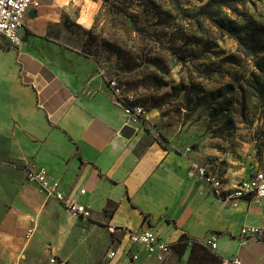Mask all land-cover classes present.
<instances>
[{"label": "crops", "instance_id": "crops-1", "mask_svg": "<svg viewBox=\"0 0 264 264\" xmlns=\"http://www.w3.org/2000/svg\"><path fill=\"white\" fill-rule=\"evenodd\" d=\"M38 1L18 46L0 37V264H85L69 251L78 248L71 237L84 221L26 180L25 169L37 168L108 230L147 228L171 245L181 235L215 236L212 252L221 259L264 264V200L227 197L263 166L214 159L227 190L217 196L194 168L214 155L207 139L161 132L168 145L140 146L144 134L124 130L130 123L95 64L69 43L76 34L68 26L90 28L99 0ZM182 139L199 145L188 151ZM107 202L115 207L105 217ZM243 227L258 228V238L241 236ZM125 244L121 237V252ZM127 257L109 264H156Z\"/></svg>", "mask_w": 264, "mask_h": 264}, {"label": "rangeland", "instance_id": "rangeland-1", "mask_svg": "<svg viewBox=\"0 0 264 264\" xmlns=\"http://www.w3.org/2000/svg\"><path fill=\"white\" fill-rule=\"evenodd\" d=\"M99 2L90 28L68 26L76 34L69 43L93 61L113 100L134 113L129 127L144 134L143 146L166 144L161 132L207 139L214 155L198 166L218 180L214 159L264 166V0ZM187 141L188 151L199 145ZM82 221L71 237L73 262L127 257L120 231L108 230L102 217ZM188 254L165 264H185Z\"/></svg>", "mask_w": 264, "mask_h": 264}, {"label": "built area", "instance_id": "built-area-1", "mask_svg": "<svg viewBox=\"0 0 264 264\" xmlns=\"http://www.w3.org/2000/svg\"><path fill=\"white\" fill-rule=\"evenodd\" d=\"M39 6L38 0H0V37L7 40L12 46H18L21 43L19 31L23 29L26 17L30 11H35ZM111 86L113 88V95L118 96L119 90L114 88L115 83L112 82ZM114 102L123 110V114L128 122H132L135 116L134 113L123 106L118 99H115ZM134 112L138 114L140 110H135ZM194 168L201 177L206 179L215 195H225L227 190L223 189V180H218L216 177L210 175L205 176L204 170L199 166H195ZM25 174L27 180L34 183L45 197L56 200L71 216L82 220L90 217V210L83 205L77 204L74 200L68 199L62 191L59 182L51 178L45 169H27ZM84 192V190H81L79 194H83ZM227 197L249 198L256 202L264 200V166L254 169L247 178L238 182L233 193L228 194ZM29 233H31V230ZM121 233L122 240L124 238L126 240L121 253L130 256L132 260L137 259L141 255L156 264H165L172 260V245L153 230L147 228L136 231L122 229ZM259 234L258 228L243 227L241 229V236L249 235L251 238H258ZM215 241L216 237L210 236L199 242L208 249L213 250ZM114 256L115 253L109 254L110 258ZM220 264H242V262L239 257H233L231 259H221Z\"/></svg>", "mask_w": 264, "mask_h": 264}, {"label": "trees", "instance_id": "trees-1", "mask_svg": "<svg viewBox=\"0 0 264 264\" xmlns=\"http://www.w3.org/2000/svg\"><path fill=\"white\" fill-rule=\"evenodd\" d=\"M140 146H142V143H140ZM114 207L115 204L107 202L103 210L104 215L111 214ZM118 231H120L121 238L122 229ZM187 249L189 250V254L185 264H220L221 262V258L212 252V250L202 245L198 240L188 238L185 235H181L180 238L172 244L173 257L175 255L179 258L182 257Z\"/></svg>", "mask_w": 264, "mask_h": 264}, {"label": "water", "instance_id": "water-1", "mask_svg": "<svg viewBox=\"0 0 264 264\" xmlns=\"http://www.w3.org/2000/svg\"><path fill=\"white\" fill-rule=\"evenodd\" d=\"M35 11H30V13H29V15L30 16H33V13H34ZM124 130L127 132V133H129V134H132L133 133V129L132 128H130V127H128V126H126L125 128H124Z\"/></svg>", "mask_w": 264, "mask_h": 264}]
</instances>
